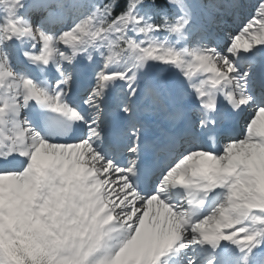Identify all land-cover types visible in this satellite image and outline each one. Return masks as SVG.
Returning a JSON list of instances; mask_svg holds the SVG:
<instances>
[{
    "label": "snow or ice",
    "instance_id": "1",
    "mask_svg": "<svg viewBox=\"0 0 264 264\" xmlns=\"http://www.w3.org/2000/svg\"><path fill=\"white\" fill-rule=\"evenodd\" d=\"M0 264H264V0H0Z\"/></svg>",
    "mask_w": 264,
    "mask_h": 264
}]
</instances>
